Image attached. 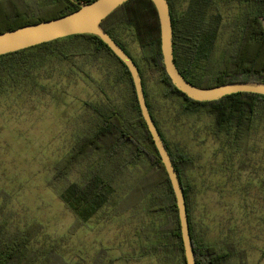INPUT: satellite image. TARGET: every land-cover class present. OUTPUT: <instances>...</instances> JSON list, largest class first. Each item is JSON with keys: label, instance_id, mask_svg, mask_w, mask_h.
I'll use <instances>...</instances> for the list:
<instances>
[{"label": "rangeland", "instance_id": "1", "mask_svg": "<svg viewBox=\"0 0 264 264\" xmlns=\"http://www.w3.org/2000/svg\"><path fill=\"white\" fill-rule=\"evenodd\" d=\"M188 3L177 0L175 12L183 14ZM245 9L237 1H218L215 12L226 24ZM229 30L220 27L215 49L201 63L202 70L218 66ZM115 34L142 68L148 100L169 145L192 158L184 178L194 186L190 204L196 237L234 251L226 264H264L263 129L249 140L247 152L233 148L229 136L213 133L212 115L185 111L183 97L164 95L161 74L143 59L133 31L121 26ZM38 82L35 88L0 91V247L14 244L34 224L38 232L21 253L37 252L32 264H42L43 259L50 264H182V256L173 251L141 257L132 253L133 247L165 240L159 225L168 223L167 214L151 210L154 199H169L163 187L145 194L136 207L128 206L136 199L128 197L130 191L150 167L147 159L123 166L108 181L127 154L114 165L107 162L104 155L112 143L107 138L78 167L65 176L56 175L76 140L96 128L90 104L115 107L133 122L134 134L143 135L135 122L132 87L121 65L106 51L97 56L87 52L54 56ZM96 170L101 172L99 180L107 179L108 185L84 189L88 174ZM100 193L108 199L98 206Z\"/></svg>", "mask_w": 264, "mask_h": 264}, {"label": "trees", "instance_id": "2", "mask_svg": "<svg viewBox=\"0 0 264 264\" xmlns=\"http://www.w3.org/2000/svg\"><path fill=\"white\" fill-rule=\"evenodd\" d=\"M91 1L93 0H47L45 5H42V0H0V32L65 15L78 9L80 3ZM218 1L240 2L246 6L245 13L223 24L222 15L215 12ZM168 2L173 27L174 61L186 79L199 87H214L240 80L264 81V0H189L183 14L175 12L177 0H168ZM101 24L138 66L149 108L152 109V106L148 100L142 68L115 34V30L121 26H127L133 31L142 50L143 59L149 67L161 74L160 80L166 86L164 95L183 97L185 111L204 110L212 115L214 118L212 131L216 136L220 134L229 136L233 148L243 149L245 153L248 150L246 145L250 139H253L254 134H259L260 129L264 131L263 94L236 92L212 101H197L172 83L165 70L160 23L157 10L151 0H128L118 6ZM222 25L230 27V30L221 60L216 68L204 71L201 63L211 58ZM76 46L80 48L79 51L75 50ZM103 51L110 54L121 65L123 74L131 84L133 107L138 113L139 122L144 130L143 135L140 137L134 134L131 130L133 122L126 119L121 112L115 109L104 111L90 104L93 112L100 116L96 129L76 140L72 150L64 155L63 169L57 171L56 175L65 176L78 167L79 162L88 158L91 152L102 148L107 138H112V143L104 155L107 162L114 165L120 156L127 154L125 161L117 166V170L110 173L108 181L114 178L116 171L122 172L123 166L136 163L142 158L147 159L150 167L130 191L128 197L134 196L136 199L129 201L128 206L136 207L145 194L149 196L159 187H163L169 199L166 202L154 199L151 208L152 211L164 212L168 217V223L159 225L165 240L158 241V254L172 251L179 253L182 256V264H186L176 196L160 153L140 112L132 76L126 64L100 37L95 34H74L0 55V91L14 86L23 89L35 88L39 84L38 79L42 76V69L54 56L69 58L85 52L97 56ZM153 120L184 188L197 264H226L234 251L206 243L198 239L194 232L190 204V192L194 186L186 182L184 178L192 158L186 153L174 151L155 115ZM100 173L96 170L88 174L83 188L99 185L97 187L101 189L107 186V179L104 178L103 182L99 180ZM83 188L81 187L80 190ZM100 195L103 198L98 200V206L108 199L106 193H100ZM37 232L38 229L34 224L29 225L17 236L14 244L0 247V264H32L38 253L32 251L25 256H21V253H24L27 244ZM42 264L50 263L43 259Z\"/></svg>", "mask_w": 264, "mask_h": 264}, {"label": "water", "instance_id": "3", "mask_svg": "<svg viewBox=\"0 0 264 264\" xmlns=\"http://www.w3.org/2000/svg\"><path fill=\"white\" fill-rule=\"evenodd\" d=\"M128 0H93L80 3L78 9L65 15L31 23L0 32V55L35 46L44 42L74 34H95L126 64L133 79L141 114L169 175L176 196L186 264H197L190 231L184 188L168 149L150 113L138 66L124 48L102 26V21L118 6ZM158 13L161 33V50L165 70L172 83L190 98L212 101L236 92L264 95V81H231L214 87H199L191 83L178 69L174 61L173 27L168 0H151Z\"/></svg>", "mask_w": 264, "mask_h": 264}, {"label": "flooded vegetation", "instance_id": "4", "mask_svg": "<svg viewBox=\"0 0 264 264\" xmlns=\"http://www.w3.org/2000/svg\"><path fill=\"white\" fill-rule=\"evenodd\" d=\"M147 100V99H146ZM105 104H107V106H105V107H100V106H97V107H100L102 110H107V111H110L111 109H115L117 112H120L118 109H116L115 107H113V106H111V105H109L108 103H105ZM148 104V103H147ZM149 107V106H148ZM149 110H150V113H151V115H152V117H153V110L151 109V108H149ZM141 112V111H140ZM96 114V113H95ZM96 117H97V123L99 122V120H100V116L99 115H96ZM138 122V124H139V126L141 127V129L143 128L142 126H141V124H140V122H139V116H136L135 117V122ZM96 129V128H95ZM94 129V130H95ZM94 130H92V131H94ZM139 130H140V128H139ZM92 131H90V132H92ZM140 133H141V130H140ZM158 241L159 240H157L156 239V241L154 240V241H151V243H149V244H144V245H139V248L137 247H133L132 248V253L136 256V255H138V257H141V255L142 254H145V255H151V256H153V255H159L158 254ZM14 243H15V241H14ZM8 246H11V245H8ZM181 255V254H180ZM127 258H128V255H127V253L125 252L124 253V260H127Z\"/></svg>", "mask_w": 264, "mask_h": 264}]
</instances>
